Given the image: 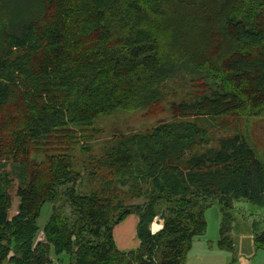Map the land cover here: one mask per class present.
Instances as JSON below:
<instances>
[{
    "label": "trees",
    "instance_id": "16d2710c",
    "mask_svg": "<svg viewBox=\"0 0 264 264\" xmlns=\"http://www.w3.org/2000/svg\"><path fill=\"white\" fill-rule=\"evenodd\" d=\"M140 109L172 117L116 134L91 160L102 185L79 191L76 127ZM245 116H264V0H0V264H55L52 252L70 264H185L206 206L225 218L241 200L264 207L255 145L217 135ZM134 213L139 244L125 251L114 228ZM255 240L264 246V230Z\"/></svg>",
    "mask_w": 264,
    "mask_h": 264
},
{
    "label": "rangeland",
    "instance_id": "374dc122",
    "mask_svg": "<svg viewBox=\"0 0 264 264\" xmlns=\"http://www.w3.org/2000/svg\"><path fill=\"white\" fill-rule=\"evenodd\" d=\"M172 85L175 89L180 88L178 91L180 95L175 98L176 101H180L183 97H186L185 95H187L189 90L187 86ZM171 117V114L168 113L148 116L144 109L131 112L118 110L113 114L99 117L90 126H83L82 128L77 126V140H79V144L71 147H73L72 150L75 155L74 162L76 169L80 170L83 174V178L79 183V191H91L102 185L101 173L99 176H96V173L92 174L94 167L91 160L93 157L97 158L105 154L112 138L116 134L145 132L161 120H171ZM221 119L219 122L223 121V118ZM218 130V133L216 131L217 135L241 132L255 145L259 158L264 160V116L234 118L230 120L227 128ZM82 147H87L89 150L84 152ZM41 158L42 156H37L35 159L40 160ZM8 164L6 170L11 171V164ZM18 187L19 181L15 179L9 191L12 197V207L9 210L10 216L16 214L19 208L20 197L17 195ZM123 189L127 190L128 187H122L121 190ZM143 201L144 198L132 196H127L125 200L128 204L141 203ZM52 207V203L47 202L42 208L38 219L41 231L38 239H43L42 230L50 218ZM206 207L207 228L203 235L194 238L185 264H264V246L258 247L255 240L256 236L264 230V207L241 200L235 203L234 210L226 218L217 202H213ZM135 216H137L136 213H134ZM156 219H159V216ZM153 223L151 227H153ZM120 227H124L125 232L120 234L119 230L116 231L115 240L117 245L125 251L136 248L138 238L135 232L136 229L132 228L133 222L127 220L125 224L122 222ZM223 227L227 229V234L233 239V249L221 248L219 246L222 237L221 229ZM51 257L55 264L71 263V256L66 253L57 256L52 252Z\"/></svg>",
    "mask_w": 264,
    "mask_h": 264
},
{
    "label": "crops",
    "instance_id": "0c3cea01",
    "mask_svg": "<svg viewBox=\"0 0 264 264\" xmlns=\"http://www.w3.org/2000/svg\"><path fill=\"white\" fill-rule=\"evenodd\" d=\"M131 217H134V214H130V215H128L127 216V218L124 220V221H122L124 224L126 223V221L127 220H131L132 222H133V229L135 230L136 229V234H137V225H138V221H139V217L138 216H135L133 219H130ZM121 222V223H122ZM121 223H119L115 228H114V237H115V233H116V231H118L119 230V233L121 234V233H123V232H125L124 231V227H120V224ZM116 241V240H115ZM138 244H139V241H138V243H137V246H138ZM136 246V247H137ZM119 247V246H118ZM120 248V247H119ZM120 249H122V248H120Z\"/></svg>",
    "mask_w": 264,
    "mask_h": 264
},
{
    "label": "water",
    "instance_id": "95a60500",
    "mask_svg": "<svg viewBox=\"0 0 264 264\" xmlns=\"http://www.w3.org/2000/svg\"><path fill=\"white\" fill-rule=\"evenodd\" d=\"M165 213H166V210L163 209L161 214L159 215V219H155V222H157L163 226L162 222H163V219L165 217Z\"/></svg>",
    "mask_w": 264,
    "mask_h": 264
},
{
    "label": "bare ground",
    "instance_id": "6f19581e",
    "mask_svg": "<svg viewBox=\"0 0 264 264\" xmlns=\"http://www.w3.org/2000/svg\"><path fill=\"white\" fill-rule=\"evenodd\" d=\"M160 227H161V224H159V223H157V222H154V223H153V227H152V229H153L154 231H157V230L160 229Z\"/></svg>",
    "mask_w": 264,
    "mask_h": 264
},
{
    "label": "built area",
    "instance_id": "2783aa9c",
    "mask_svg": "<svg viewBox=\"0 0 264 264\" xmlns=\"http://www.w3.org/2000/svg\"><path fill=\"white\" fill-rule=\"evenodd\" d=\"M161 227H162V225H161ZM161 227H160V228H161ZM152 231H153V232H156V231H154L153 229H152Z\"/></svg>",
    "mask_w": 264,
    "mask_h": 264
}]
</instances>
